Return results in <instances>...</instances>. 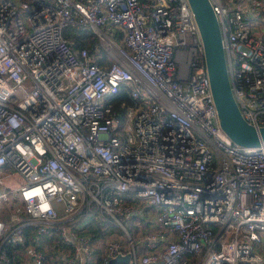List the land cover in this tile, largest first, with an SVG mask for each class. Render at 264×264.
Masks as SVG:
<instances>
[{
	"label": "built area",
	"instance_id": "built-area-1",
	"mask_svg": "<svg viewBox=\"0 0 264 264\" xmlns=\"http://www.w3.org/2000/svg\"><path fill=\"white\" fill-rule=\"evenodd\" d=\"M207 1L263 125L264 0ZM116 255L264 264V144L220 128L186 0H0V264Z\"/></svg>",
	"mask_w": 264,
	"mask_h": 264
},
{
	"label": "water",
	"instance_id": "water-1",
	"mask_svg": "<svg viewBox=\"0 0 264 264\" xmlns=\"http://www.w3.org/2000/svg\"><path fill=\"white\" fill-rule=\"evenodd\" d=\"M199 34L209 89L220 128L241 146L264 144V124L254 127L241 117L233 98L226 71L217 21L207 0H186ZM126 255H116L104 264L124 262Z\"/></svg>",
	"mask_w": 264,
	"mask_h": 264
},
{
	"label": "trees",
	"instance_id": "trees-1",
	"mask_svg": "<svg viewBox=\"0 0 264 264\" xmlns=\"http://www.w3.org/2000/svg\"><path fill=\"white\" fill-rule=\"evenodd\" d=\"M63 35L66 39L72 41L74 47H83L87 49H93L97 47V42L92 35L87 34L84 30H76V29H65ZM122 97L125 99V95H117L116 98ZM92 264H99V261L92 262ZM114 264H126L124 262H117Z\"/></svg>",
	"mask_w": 264,
	"mask_h": 264
},
{
	"label": "rangeland",
	"instance_id": "rangeland-1",
	"mask_svg": "<svg viewBox=\"0 0 264 264\" xmlns=\"http://www.w3.org/2000/svg\"><path fill=\"white\" fill-rule=\"evenodd\" d=\"M51 243H50V240L47 238H44L42 241H41V244H39V246H41V247H44V248H46V249H52L53 247H51V245H50ZM36 246L37 247H39L38 246V244H36ZM51 251V250H50ZM48 252V251H47ZM49 253V252H48Z\"/></svg>",
	"mask_w": 264,
	"mask_h": 264
},
{
	"label": "crops",
	"instance_id": "crops-1",
	"mask_svg": "<svg viewBox=\"0 0 264 264\" xmlns=\"http://www.w3.org/2000/svg\"><path fill=\"white\" fill-rule=\"evenodd\" d=\"M59 261H57V263H58ZM125 262V261H124ZM115 263H117V262H115ZM60 264H61V262H60Z\"/></svg>",
	"mask_w": 264,
	"mask_h": 264
}]
</instances>
